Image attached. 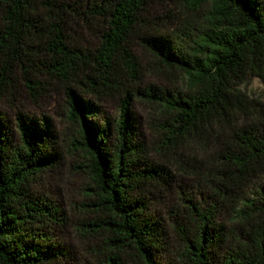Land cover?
Masks as SVG:
<instances>
[{
  "label": "trees",
  "instance_id": "trees-1",
  "mask_svg": "<svg viewBox=\"0 0 264 264\" xmlns=\"http://www.w3.org/2000/svg\"><path fill=\"white\" fill-rule=\"evenodd\" d=\"M139 49L180 85L147 83ZM251 77L264 83V0H0V264H59L67 254L53 234L64 210L35 190L65 151L50 116L13 102L53 92L100 188L93 206L103 217L91 226L113 250L100 264H264V103L238 90ZM138 103L154 112L152 147ZM214 133L207 198L184 200L179 251L164 258L168 233L150 206L173 176L152 154L185 169L203 162L186 141Z\"/></svg>",
  "mask_w": 264,
  "mask_h": 264
},
{
  "label": "rangeland",
  "instance_id": "rangeland-1",
  "mask_svg": "<svg viewBox=\"0 0 264 264\" xmlns=\"http://www.w3.org/2000/svg\"><path fill=\"white\" fill-rule=\"evenodd\" d=\"M144 65L147 69V83L157 84L164 87L173 88L177 80L171 81L166 74L160 72L154 59L148 56L141 49L138 50ZM246 98L251 102L264 103V83L257 77H251L238 86ZM17 107L29 115L41 116L42 114L51 117L55 125L58 142L64 149L62 163L58 168L42 174L35 183V190L58 201L64 210V223L54 230V237L66 249V257L59 264H100L112 250L107 241L108 233L98 231L97 227L91 226L95 219L103 217V213L93 206L96 201V194L100 192L99 186L93 178L89 169L83 167L89 159L82 149L72 145L73 139L77 137L74 124L69 123L65 117L66 103L62 94L53 92L39 103H35L27 96L17 97ZM11 101L2 103V111L6 113L9 120V127L14 131L16 141L19 140L15 120L17 108ZM109 114H115L117 107L114 103L108 104ZM134 113L138 117L142 134L147 143L152 147L157 141V133L152 129L154 118L153 110L145 104L138 103L134 108ZM217 125L214 124V129ZM208 137L200 139L199 135L189 138L184 151L191 156H197L203 162L185 166V169L171 158L167 159L162 154L153 152V160L165 163L172 171V182L165 188H155L152 190V204L150 213L163 218L162 223L167 230L166 242L168 250L163 257L169 258L177 253L180 248V238L175 232V219L182 220L184 206L188 204L185 199L194 201L207 198L208 184L204 173L208 168L219 165L216 158L218 145L215 138ZM213 157L212 159V156ZM82 166V167H81ZM176 212V213H175ZM113 251V250H112ZM128 264H134L128 259Z\"/></svg>",
  "mask_w": 264,
  "mask_h": 264
}]
</instances>
